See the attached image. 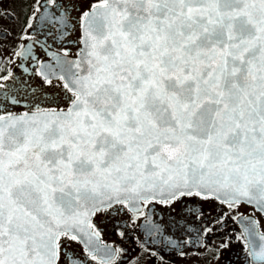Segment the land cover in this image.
Instances as JSON below:
<instances>
[{"label": "snow or ice", "instance_id": "1", "mask_svg": "<svg viewBox=\"0 0 264 264\" xmlns=\"http://www.w3.org/2000/svg\"><path fill=\"white\" fill-rule=\"evenodd\" d=\"M49 6L35 0L23 32L38 19L66 36L67 6ZM79 23L76 58L50 52L35 72L67 106L0 112V264H85L65 240L96 261L91 217L112 203L195 195L264 212V0H96Z\"/></svg>", "mask_w": 264, "mask_h": 264}, {"label": "flooded vegetation", "instance_id": "2", "mask_svg": "<svg viewBox=\"0 0 264 264\" xmlns=\"http://www.w3.org/2000/svg\"><path fill=\"white\" fill-rule=\"evenodd\" d=\"M94 2L57 0L59 8L49 6L56 14L67 6L71 17L68 34L54 39L55 30L38 19L35 28L23 32L35 0H0V76L8 75L9 70L12 73L7 82L0 81L7 85L0 93L20 101L11 103L0 95V112L24 113L36 104L41 108L67 106L64 93L55 86L59 81L54 79L53 86H47L35 72L41 66L39 62L50 61V52L67 48L70 57L77 54L80 14ZM29 48L31 55L24 54ZM20 84L26 87L20 88ZM160 201L142 202L135 212L118 203L97 212L91 219L99 232L94 237L96 261L85 254V245L80 241L65 240L64 254L85 264H261L257 254L264 249V240L260 239L264 212L244 203L230 208L214 197L185 195L170 204ZM249 221L255 223L250 225ZM249 227L253 231L251 239L246 230ZM106 248L111 256L105 255Z\"/></svg>", "mask_w": 264, "mask_h": 264}, {"label": "water", "instance_id": "3", "mask_svg": "<svg viewBox=\"0 0 264 264\" xmlns=\"http://www.w3.org/2000/svg\"><path fill=\"white\" fill-rule=\"evenodd\" d=\"M75 58H76V57H75ZM75 58H73V59H75ZM163 198H167V194H165L163 197L158 196L156 199H163ZM135 203H136V202H135ZM133 204H134V203H133ZM133 204H132V205H133ZM132 205H131V206H132ZM256 206H257V205H256Z\"/></svg>", "mask_w": 264, "mask_h": 264}]
</instances>
